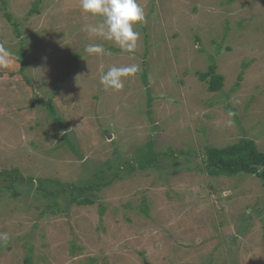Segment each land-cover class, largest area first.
I'll list each match as a JSON object with an SVG mask.
<instances>
[{"label":"rangeland","instance_id":"obj_1","mask_svg":"<svg viewBox=\"0 0 264 264\" xmlns=\"http://www.w3.org/2000/svg\"><path fill=\"white\" fill-rule=\"evenodd\" d=\"M138 2L130 54L82 30L100 17L80 0H7L12 20L0 0V264H264L263 179L206 169L240 144L264 159V0ZM212 63L217 92L198 75ZM132 64L104 90L110 67ZM150 140L154 166L132 170ZM101 179L91 205L55 182Z\"/></svg>","mask_w":264,"mask_h":264},{"label":"clouds","instance_id":"obj_2","mask_svg":"<svg viewBox=\"0 0 264 264\" xmlns=\"http://www.w3.org/2000/svg\"><path fill=\"white\" fill-rule=\"evenodd\" d=\"M83 13L100 17V23L96 26L85 25L82 30L102 37L107 41H113L120 46L122 52L134 53L138 47L140 33L135 26L146 21L143 7L138 0H80ZM85 52L90 56H103L110 54L99 43H89L85 46ZM8 52L0 45V67L9 66ZM140 71L138 64L129 66H112L100 77V84L105 91L122 90L124 81L128 77L135 76ZM229 115H234L229 113ZM232 123V121H229ZM10 239L7 233H0V241L7 242Z\"/></svg>","mask_w":264,"mask_h":264},{"label":"trees","instance_id":"obj_3","mask_svg":"<svg viewBox=\"0 0 264 264\" xmlns=\"http://www.w3.org/2000/svg\"><path fill=\"white\" fill-rule=\"evenodd\" d=\"M2 8L5 10V15L9 20H12L11 13L7 10V0H1ZM16 25V23H14ZM17 27V25H16ZM20 34V31L18 32ZM24 55V54H23ZM21 70H24V58L22 59ZM2 73L0 72V75ZM6 74V73H4ZM7 75H9L7 73ZM199 79L207 82L208 90L211 92H217L221 90L224 86V76L216 73V64L212 63L209 66V69L206 72H198ZM24 79H27L26 75L22 76ZM147 71H143L142 78L145 83H147ZM28 81V79H27ZM149 96V101H151V96ZM154 141H148L145 145L138 147L137 150L139 152L140 161L137 166L133 165L130 168L132 170H146L149 167L154 166L155 158L159 154V152L154 151ZM234 148H238L239 152H233ZM253 147H250L251 150L245 148L242 144L236 145L234 147H229L226 149L220 150L217 154L213 153V155H217L216 158H213L211 161H206V169L210 176H233L240 173H248L254 174L258 178L263 179L264 181V167H260V165L256 164L255 161H260L262 158L261 155L257 154L254 156ZM264 164V162H263ZM130 165V164H129ZM2 172V171H1ZM1 174V173H0ZM33 179L30 177L29 181L31 182ZM53 181V180H49ZM57 184L61 186V189L58 190L59 193H64L66 191L70 192L71 197L67 200L70 202H76L81 205H88L94 203L91 197H93L94 189H101L109 185L111 180H99L93 181L89 183L77 184L74 182L70 183H59L55 181ZM90 191V192H89ZM52 195H54V191H50ZM145 213L148 214L145 209ZM103 212V209H101Z\"/></svg>","mask_w":264,"mask_h":264},{"label":"water","instance_id":"obj_4","mask_svg":"<svg viewBox=\"0 0 264 264\" xmlns=\"http://www.w3.org/2000/svg\"><path fill=\"white\" fill-rule=\"evenodd\" d=\"M148 264V263H147Z\"/></svg>","mask_w":264,"mask_h":264}]
</instances>
